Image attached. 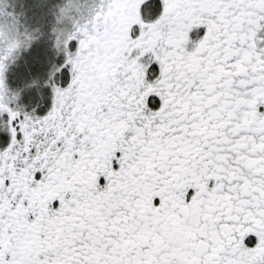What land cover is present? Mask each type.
<instances>
[{
  "label": "snow or ice",
  "instance_id": "6c2138e0",
  "mask_svg": "<svg viewBox=\"0 0 264 264\" xmlns=\"http://www.w3.org/2000/svg\"><path fill=\"white\" fill-rule=\"evenodd\" d=\"M0 264H264V0H0Z\"/></svg>",
  "mask_w": 264,
  "mask_h": 264
}]
</instances>
